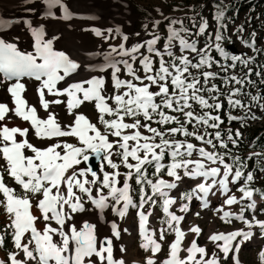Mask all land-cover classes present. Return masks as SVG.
I'll use <instances>...</instances> for the list:
<instances>
[{"label": "snow or ice", "instance_id": "obj_1", "mask_svg": "<svg viewBox=\"0 0 264 264\" xmlns=\"http://www.w3.org/2000/svg\"><path fill=\"white\" fill-rule=\"evenodd\" d=\"M33 2L25 0L27 4ZM39 2L45 17L57 18L55 8L60 13L58 18L64 21L97 19L73 10L66 0ZM215 8L214 31L208 30V20L195 9L188 18L195 29L192 31L181 18L165 16L157 7L154 10L160 19L146 16L143 29L147 38L131 46L127 44L129 35L119 25L103 31L98 27L83 28L81 31H90L104 41L115 39L113 32L120 37L118 44H109V50L101 53L103 62L97 64L57 49L55 43L62 34L48 37L42 22L33 26L29 19L15 21L22 22L29 32L30 51L18 46L19 37L11 41L0 37V87L6 89L14 105L10 108L0 103V209L6 214L5 223L0 226V249L5 251L6 259H0V264H128L123 258L127 247L120 246L123 255L117 259L112 239L120 240L127 228L121 229L112 221V236L98 243L95 225L85 221L78 228L68 223L73 214L88 211V205L101 214L110 208L121 219L129 209L136 210L139 246L151 252L144 264H242L239 253L244 243L255 238V230L264 237V220L255 214V197L264 202V189L253 186L258 173L264 175V151H251L243 157L233 155L229 144L238 148L244 134L239 128L235 132L230 127L223 129L221 113L229 123L239 120L241 127L247 120L264 118V64L253 67L255 56L226 50L224 42H232L224 22L227 6ZM25 11L38 13L40 9L28 7ZM165 21L166 32L161 33L160 25ZM236 30V38L245 47L264 53V47H257L255 30L250 39L239 35L245 31L243 24ZM134 35L140 37L141 33ZM205 36L203 46H199L200 38ZM213 53L226 63L221 64ZM214 66L220 71H213ZM238 66L246 69L242 76L229 74V69ZM84 70L87 78L74 79ZM32 81L46 118L39 117L37 107L23 95ZM61 82L66 86H59ZM245 88L256 89L255 95L245 92ZM245 96L247 104L242 99ZM85 102L94 105L98 124L79 111ZM61 104L70 117L68 123L61 121L50 107ZM194 106L199 107V113ZM237 108L246 115L234 116L232 110ZM254 108L260 110L261 116L256 115ZM9 114L28 122L31 131L39 140L47 141V146L31 143L26 138L29 128L3 123ZM260 139L257 137L252 143L257 144ZM93 156L99 164L88 166ZM252 160L255 163L250 167ZM121 165L126 171H120ZM165 175L170 179H165ZM5 177L13 180L22 193L9 186ZM185 179L194 181V186L178 197L171 196ZM132 180L138 199L132 195ZM232 187H236L239 197L232 193ZM217 194L222 203L213 209L210 197ZM194 200L199 202V209L213 211L221 221L231 224L237 220L245 227L210 234L208 240L219 251L209 254L196 239L202 229L192 224L184 230L181 222L186 217L170 210L178 204L181 213H189ZM233 205H239L238 213L225 210ZM33 207L39 215H33ZM157 207L163 213L158 234L149 227ZM260 211L264 213V208ZM246 212L252 215L249 217ZM200 214L199 210L192 212L196 217ZM41 220L43 226L38 228ZM186 233L193 234L187 245L183 244ZM169 234H174L170 242ZM164 244L167 256L161 261L156 254L162 252ZM258 255L264 264V249Z\"/></svg>", "mask_w": 264, "mask_h": 264}, {"label": "rangeland", "instance_id": "obj_2", "mask_svg": "<svg viewBox=\"0 0 264 264\" xmlns=\"http://www.w3.org/2000/svg\"><path fill=\"white\" fill-rule=\"evenodd\" d=\"M121 3L126 4L128 7L131 8L132 10V14L135 16L134 18V22L132 25V32H131V37L136 38V36L134 35V33L136 32H140L141 35H145L144 33V29H143V24L146 22L145 17L149 16L151 18H156V19H160L159 13L157 11H155L154 9H156L157 7L163 11L165 16H172V17H179L184 21L185 27L189 28L192 31H195V29L192 28V21L190 19H188L189 17L194 15V12L192 11V9H195L196 12H199L201 15H203L209 23V31H214L215 29V21L213 19V14L216 11L215 5H221V7L223 6H227V9L225 11V23L228 26V30L226 35L231 36L232 38V42L229 43L227 40L224 42V47L226 48V50H228L229 52L236 54V55H241L243 54L245 57L247 56H255L256 57V63L254 65H252L253 67H257L261 64V62L264 60V53L261 54H257L255 52H253L250 48L245 47L240 40H238L236 37L238 35L237 33V26L243 24L245 31L243 33H239V35H242L245 39H250V33L252 30H255L257 32V47H264V19L263 18H258L257 13L255 12V16H253L252 10H245V8H243L241 13H237L236 11H234V13H229L228 11L231 9L230 8V3L231 0H115ZM235 1V0H234ZM249 1H246L245 5L248 6L249 5ZM201 5H203V7H201ZM173 9H176L175 11ZM5 18V17H3ZM231 18V19H228ZM251 18V19H250ZM8 19V18H6ZM254 20V21H253ZM197 22H199V17H197ZM166 23V21L164 23H162L160 25V31L161 33H165L166 29L164 27V24ZM150 27V25H149ZM177 27H179V25H177ZM108 33L106 32L105 35H107ZM113 36H115V39H110L108 41H103L100 45V47L103 50H109L108 45L109 44H115L118 40H119V36H116V34L113 32L112 33ZM89 37L91 38L90 42L92 44L96 43L97 40H100L102 38L100 37H96L93 33H89ZM207 39V37H201L200 38V44L199 46H203L204 41ZM162 43V42H161ZM213 55L216 57V59H218L220 61L221 64L226 63V61H224L223 59H221L217 54L213 53ZM263 57V59H262ZM228 63H230L228 61ZM97 64V63H96ZM215 68V66L213 67ZM214 70V69H212ZM246 71V69H242V66H239L238 70H234L236 75H240L243 74V71ZM253 79H256V77H253ZM221 83V82H220ZM237 87H239V85H237ZM1 90H6L3 87H0V91ZM223 91H227V89H224ZM245 92L250 91L253 95H255L256 93V89H249V88H245L244 89ZM206 95V94H205ZM7 98L9 101V104L12 105V101L11 98L9 96V94L7 93ZM64 99H67L66 97H63ZM243 102L245 104L248 103V97H242ZM195 107V111L196 112H200V109L198 106H194ZM228 108H227V102L225 101V112H227ZM79 111L83 112L84 114H86L89 118L92 117V120L94 123L98 124V113L94 108V105L92 103H88L85 102L83 105H81ZM254 112H256L257 116H261L260 110L258 108H254L253 109ZM232 114L234 116H239V117H244L246 114L244 111L240 110L239 108L237 109H233L232 110ZM65 115H68L67 110ZM223 118V117H222ZM3 123L7 124L8 127H21L23 128V125L25 124L21 118L16 117L14 114H9V118L5 119L3 121ZM264 123V118L256 120V121H252V120H247L246 121V125L244 127H241L240 121L239 120H234L231 123L228 122L227 118L226 120H224V124L222 125L223 129H228L229 127L232 129V127H234V130L232 129L233 132H235L236 129H240L243 134H245L246 130H251V128L256 127L257 125ZM156 126V125H153ZM102 128V126H100ZM191 130V128H190ZM201 131H203V129H200ZM209 131H212L211 129H209ZM29 137H32L34 139H38L35 134L34 131H31L29 133ZM180 139H183V137H179ZM244 138V136H243ZM243 140V139H242ZM75 142V141H72ZM193 143L199 145L198 141H192ZM244 143H246L247 146H250L251 142H247V140L244 141ZM251 151H255V150H249L246 151L247 154ZM258 152V151H255ZM194 159L196 158L195 156L193 157ZM227 161V160H226ZM255 163V160H253ZM116 162L119 163V159H116ZM228 162V161H227ZM99 164V163H98ZM109 171H111V169H108ZM120 171L124 172L126 171V169L121 165L120 167ZM165 179H170L168 178L166 175L164 176ZM6 182L9 184V186L13 187L17 193H22V189L19 188L18 185L15 184V182L13 180H11L8 177H5ZM263 181H264V175H260L258 173V179L257 181L254 183V186L256 188H259L261 185H263ZM120 182L122 185V177L120 178ZM189 182L190 180L185 179L183 185L180 187L179 186V191L176 193H180L183 191H187L189 189ZM130 183L132 184L133 187V197L134 199H138V190H137V186L135 185V181L132 180L130 181ZM186 187V188H185ZM174 191V190H173ZM177 191V190H175ZM232 193H235L238 197L240 195L239 192H237L236 187H232L231 188ZM0 198H2V194H0ZM213 200L211 201V208L214 207H219L222 203V199H219L220 196L219 194H217L215 197H212ZM215 199V200H214ZM258 202H260V198H258L257 200ZM264 205V202L261 203ZM259 204V205H261ZM89 208L88 211H85L83 213H75L73 214V220L75 221V225H82L84 222H82V219L85 218V216L87 214H91V213H99L97 211H93L91 210V206L88 205L87 206ZM227 207V206H226ZM225 207V209H226ZM259 209H261L260 207H258ZM233 209L234 212H239V205H233ZM259 209L256 211V216L261 219L264 220V215L262 216L261 212H259ZM34 210V211H33ZM199 210L200 211V216L196 217L194 215H192V212H195ZM32 213L35 215L37 213V215H39L38 210L33 207L31 209ZM175 214L177 215H184L186 218L183 220V224L182 227L184 230H187L192 224H196L198 225L201 229H202V234L200 237H197V242L199 245L201 246H206L207 251L209 254H211L213 251L218 252L219 249H216L214 247V245L207 239L208 233L207 232V228L209 227L213 232H220V231H225V230H234V227H236L237 229H241L244 228L245 226L242 224V222L237 221V220H233L231 224H227L223 221H221L218 217V215H214L213 211H210L208 209L205 210H201L199 209L196 204L194 202L191 203V211L189 213H181L179 211V206L178 204L175 206V208L172 210ZM232 211V210H231ZM135 209H129V213L126 215V221L125 224L128 222V225L132 227V232H131V236L134 239V243H133V250L136 251L137 253V262H134L135 264H144V261L146 260V258L148 256L151 255V252L148 251L146 252L144 249L140 248V243H141V238L139 236V234H137L136 230H135V225L138 223L137 222V218H135ZM104 215H108V216H116L111 209H105V211L102 213ZM117 218H119L118 216H116ZM163 217V213H161V210L159 209V207H157L155 209V215L150 217V220H152V225L153 227L150 228L151 229H155L157 231H159V228L161 226V218ZM121 218H119L120 220ZM6 220V214L3 212L2 209H0V226H2L5 223ZM118 219H116L117 221ZM93 225H95V231H96V223H92L89 222ZM212 223H214L213 225V229H212ZM54 224V222H53ZM74 224V223H73ZM151 224V223H150ZM81 225L79 227H81ZM41 226V227H40ZM43 226V221H39L37 223V227L38 228H42ZM55 226V225H54ZM211 226V227H210ZM78 227V228H79ZM2 227H0V231H2ZM187 234V233H186ZM109 236H112L111 232L109 233ZM106 236H102L100 237V239L105 238ZM129 237V236H127ZM188 238L190 240L187 239V235H186V239L183 241V244L187 245L192 239H193V234H189ZM112 239L114 240L115 238L112 237ZM168 241H170V239H172V234H169L167 237ZM8 248H11V244H8ZM264 249V237H261L259 234L258 230H255V238L245 242L242 250L239 253V258L242 261V264H261V261L259 259V252ZM115 253V251H114ZM222 255V254H221ZM116 256V253H115ZM167 256V244L163 245V250L162 252H159L156 254V257L159 260H164ZM117 258V256H116ZM0 259H6V254L5 251L3 249H0ZM229 264H231V262H229Z\"/></svg>", "mask_w": 264, "mask_h": 264}, {"label": "bare ground", "instance_id": "obj_3", "mask_svg": "<svg viewBox=\"0 0 264 264\" xmlns=\"http://www.w3.org/2000/svg\"><path fill=\"white\" fill-rule=\"evenodd\" d=\"M66 2L72 7L73 10L80 12L82 15H94L97 17L95 20L88 19H79L74 18L72 21H64L59 19L60 16L58 9H53V12L56 14L57 18L45 17L43 15V5L39 2V0H34L32 4L25 3V0H0V21L4 23H0V37L11 41L13 37H19L18 46L22 49L31 50L32 39L29 32L26 30L23 23H15L17 20L29 19L33 22V26H39L42 22L46 28V35L50 37L53 34H62V39L55 43V47L57 49H65L72 53L75 58L80 59L86 63L96 64L103 62V56L101 53L106 52L108 50H103L100 45L104 41L103 39L97 40L96 43L92 44L90 42L91 38L89 37L90 31H81L83 28L90 27H98L102 31L107 28H115L117 25L121 27V30L129 35V40L127 41L128 46H131L132 43L137 42L140 39H146V35H141L140 37L133 38L131 37L132 25L134 22L135 16L132 14V10L130 7H125L126 4L115 1V0H66ZM28 7H36L40 9L37 12H26L25 9ZM5 17V18H3ZM8 18V19H6ZM12 21L11 25H8L6 22ZM130 22V23H129ZM71 25V27H69ZM106 33V32H105ZM119 40L115 43L118 44ZM86 53H90V55H86ZM88 72L87 70L81 71L79 76L74 75V79H84L87 78ZM67 79V78H66ZM71 82V81H70ZM35 81L29 82L28 90L23 95L25 96L27 102L37 107L38 116L41 118H46L45 111L43 108L39 106L38 96L35 92ZM61 87L66 86L63 82L59 85ZM66 101V99L62 98ZM0 103L7 104L10 108H13L14 105L9 104L7 98V91H0ZM52 110L58 115L59 119L64 123H68L70 120L69 115H65L66 107L65 105H52L50 106ZM92 120V117H90ZM23 121V120H22ZM25 124L23 128L27 127L30 129L31 126L28 122L23 121ZM93 122V120H92ZM31 143L40 146H47V141H41L39 139H34L26 137ZM17 139H23L21 137H17ZM26 151V154H31ZM182 186V184H181ZM180 186V187H181ZM220 196V195H219ZM219 199H222L220 196ZM258 200V198H255ZM210 200H213L210 197ZM34 211V210H33ZM34 215V214H33ZM37 215V213L35 214ZM126 217L123 219L117 218L116 216H108L101 213H91L87 214L82 222L89 221L92 223H96V237L99 243L100 237L109 235L111 232V222L115 221L118 223L121 229L127 228L128 232L121 233L122 238L120 240H113L115 245L114 251L116 253L117 259L121 258L123 255L120 252V246L124 245L127 247V254L123 255V258L127 260L128 264H135L137 262V253L133 250L134 239L131 236L132 227L128 225V222L125 224ZM116 219H118L116 221ZM70 224H76L75 221L68 222ZM150 228L153 227L152 220L150 221ZM91 224V223H90ZM81 225V224H80ZM80 225H76L79 227ZM83 225V224H82ZM81 225V226H82ZM214 223H212L213 229ZM210 226V227H211ZM41 227V226H40ZM237 229L234 227V230ZM211 229L208 227L207 232L208 236L213 233L210 231ZM229 230V229H228ZM221 232H227L221 231ZM187 235V239L189 234ZM192 235V234H191ZM129 236V237H127ZM111 237V236H109ZM55 239H59V237H55ZM190 243V242H189ZM186 255V253H184Z\"/></svg>", "mask_w": 264, "mask_h": 264}, {"label": "trees", "instance_id": "obj_4", "mask_svg": "<svg viewBox=\"0 0 264 264\" xmlns=\"http://www.w3.org/2000/svg\"><path fill=\"white\" fill-rule=\"evenodd\" d=\"M246 1H249V5L246 6L245 3ZM230 10L228 11L229 13H234V11H236L237 13H241L243 8H245V10H252L250 12H252L253 16H255V12L257 13L258 18H263L264 19V0H231L230 3ZM254 21V20H253ZM263 64V63H261ZM217 71H220V69L218 68ZM234 72L233 69H229V74H232ZM223 74V73H221ZM257 79V78H256ZM218 85H221V81L217 80L215 81ZM264 87V86H262ZM224 89L222 88V91ZM221 116L223 117L222 119L226 120L227 116L224 113H221ZM260 137V141L257 144H253L252 142L257 138ZM244 139L248 141H251V146H247L246 143H244V141L242 140L239 144L238 148H232V145L229 144V148L232 149V154L235 155V151H237V153H244L245 151L248 150H257L258 152L260 151H264V124L260 125V127H254L251 128V130H246L245 134H244ZM227 160V157H226ZM229 163H231L230 160H227ZM254 164V161H249V166L251 167ZM152 169H149V174H151ZM254 186V185H253ZM259 189H264V181H263V185H261L259 187Z\"/></svg>", "mask_w": 264, "mask_h": 264}, {"label": "water", "instance_id": "obj_5", "mask_svg": "<svg viewBox=\"0 0 264 264\" xmlns=\"http://www.w3.org/2000/svg\"><path fill=\"white\" fill-rule=\"evenodd\" d=\"M99 161L93 156V157H90V164L88 166H96L98 165ZM105 238H102L99 240L100 241H103Z\"/></svg>", "mask_w": 264, "mask_h": 264}, {"label": "built area", "instance_id": "obj_6", "mask_svg": "<svg viewBox=\"0 0 264 264\" xmlns=\"http://www.w3.org/2000/svg\"><path fill=\"white\" fill-rule=\"evenodd\" d=\"M213 71H215V69ZM262 124H264V123H261V124L257 125L256 127H260V125H262ZM173 195H174V197H177L178 196V193H175ZM197 205H199V202L197 203Z\"/></svg>", "mask_w": 264, "mask_h": 264}]
</instances>
